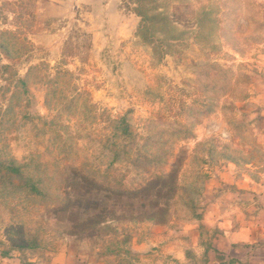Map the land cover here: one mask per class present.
Wrapping results in <instances>:
<instances>
[{
  "label": "rangeland",
  "instance_id": "1",
  "mask_svg": "<svg viewBox=\"0 0 264 264\" xmlns=\"http://www.w3.org/2000/svg\"><path fill=\"white\" fill-rule=\"evenodd\" d=\"M155 2L183 23L155 24L163 40L147 42L136 0H0V157L22 161L38 138L58 135L73 151L59 154L72 156L63 167L77 169L68 173L66 208L51 220L0 187V264H114L116 256L99 255L110 239L135 264H230L236 256L233 264H264V0ZM119 118L137 145L151 136L164 151L148 171L191 187L194 212L179 190L158 221L130 220L170 194L101 151L108 121ZM84 161L123 177L131 192L103 191L80 173ZM110 210L125 218L111 222L115 230L87 225ZM25 228L37 231L42 250H17Z\"/></svg>",
  "mask_w": 264,
  "mask_h": 264
},
{
  "label": "trees",
  "instance_id": "2",
  "mask_svg": "<svg viewBox=\"0 0 264 264\" xmlns=\"http://www.w3.org/2000/svg\"><path fill=\"white\" fill-rule=\"evenodd\" d=\"M146 1L147 0H136L135 7L133 8V11L140 17L137 33L147 42H153L155 40L162 41V38L153 36L152 27L155 24L171 26L174 29V25L183 23V21H181V18H179L180 16L175 14V12L167 13V11L163 10V6H159L155 2L156 0H150V2H154V4L149 7L145 3ZM200 21H202V24H205L203 18ZM209 21L213 23V27L216 26V18H211ZM178 37V35L174 34L169 39L175 40ZM21 84L24 85L25 82L21 80ZM108 124L109 128L111 127L110 136H108L106 140H102L99 146L101 151L111 158L110 164L119 161L129 162L135 170L138 169L144 171V173H148L149 177H147V179L152 178L163 181L162 185L168 188V193L170 194L167 196V199L165 197L164 203L159 200L155 205V209L151 212L146 211V213H142L144 216L141 218H131L130 220L158 221L161 212L168 213L170 211V203H172L174 196L179 190H181L179 199L182 206L194 212L196 202L195 198L192 196L191 187H186L187 184L180 185L179 178L177 176L173 178L171 175L172 172L157 174L148 171L149 165L166 160L164 151L158 149L159 147L156 148L157 145L155 142H151V136L145 137L142 145H137L134 141L129 139L131 129L124 118H119L118 120L110 119ZM59 139L60 137L56 135L49 143H45L43 140L39 141L38 138L39 149L31 151L22 161H18L15 158L14 160L4 161L0 157V187L9 192L10 190H14L16 193L23 195L25 199H29L28 202L31 204L35 203L45 208L46 213L43 217H46L48 220H51L50 218L52 215L53 218H57V215L66 208L65 205H67L69 201L65 195L68 187V179L70 177L68 173L72 171L77 172V169L72 164L68 172L66 171L67 166L63 167L62 161L64 159H72V156L63 158L59 154L66 153L70 155L71 153L73 154V151L69 149L70 146L61 143ZM150 150L152 151L151 155L147 152H144V154L141 153L142 151ZM81 166L83 167H80L79 170L80 173L84 175V178L89 179L91 182H94L96 179L98 183L96 185L103 191L115 195H120L122 193L128 195L131 192L124 182L123 177L118 175L111 176L109 168L104 172L101 168L89 165L85 161ZM151 183L153 182L148 181V185ZM156 191V195H159L160 188ZM30 200H33V202ZM124 219V217H117L113 214V211L110 210L107 216L102 220L95 223L90 222L87 223V225L92 228L99 227V229L104 228L107 230L113 227L111 222L115 220L122 222ZM112 229L115 230V228ZM118 244L117 240L110 239L108 246H104L99 255L102 257H109V255L116 256L115 258L117 259L113 260L115 261L114 264H135L121 257L122 253L129 254V251L118 247ZM111 246H113V249L110 248ZM16 247L17 250L21 252H39L42 250L43 244L37 231L25 228ZM111 260V258H106L105 262L110 264ZM30 264L34 263L30 262Z\"/></svg>",
  "mask_w": 264,
  "mask_h": 264
},
{
  "label": "crops",
  "instance_id": "3",
  "mask_svg": "<svg viewBox=\"0 0 264 264\" xmlns=\"http://www.w3.org/2000/svg\"><path fill=\"white\" fill-rule=\"evenodd\" d=\"M186 252H187V250H185V255H186ZM264 254V253H263ZM225 256H227V255H225ZM176 257H178L177 259H180V257L179 256H176ZM226 258V257H225ZM232 262H235V263H237V256L236 257H234V260H232L231 262H230V264H233ZM227 264V263H226Z\"/></svg>",
  "mask_w": 264,
  "mask_h": 264
}]
</instances>
